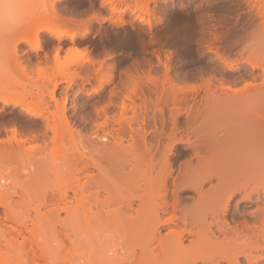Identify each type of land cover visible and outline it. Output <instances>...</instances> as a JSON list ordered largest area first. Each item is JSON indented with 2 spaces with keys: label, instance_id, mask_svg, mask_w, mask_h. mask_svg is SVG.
I'll use <instances>...</instances> for the list:
<instances>
[{
  "label": "bare ground",
  "instance_id": "bare-ground-1",
  "mask_svg": "<svg viewBox=\"0 0 264 264\" xmlns=\"http://www.w3.org/2000/svg\"><path fill=\"white\" fill-rule=\"evenodd\" d=\"M60 1L0 0V32L12 36L17 33L18 41L35 25L36 30L56 34L54 45L77 43L76 35L71 34L65 41L66 32L60 29L73 22L59 24L65 17L60 13ZM227 1L225 11L231 16L236 14V21L222 24L226 38L239 37L237 45L245 48L250 44L257 52L240 50L233 61L216 53L224 59V79L217 78V74L208 75L206 80L193 73L185 77L183 73L182 77V72L177 74L178 68L174 73L173 53L185 60L180 66L184 68L204 56L196 57L194 48L181 45L182 40L164 28H149L130 40L101 35L79 42L101 50L100 55L106 58L105 52L113 50H106L105 44L112 42L125 54L124 59L139 52L144 56L126 70L122 62L110 63L107 59H103V65L101 61L96 63L100 59H93L96 69H87L90 64L86 67L93 74L101 66L105 69L110 65L111 74L107 76L114 88L107 105L95 115L103 121L96 120L95 124L94 120L90 132L76 137L82 149L80 157L86 159L80 169L81 179L68 187L76 198L64 208L65 216L59 209L39 213L41 205L33 206L35 167L47 169L43 164L52 161L42 156L37 159L32 143L37 138L46 142L52 133L55 139L67 135L66 131L72 135L75 131L67 116L57 124L58 120L49 113L36 110L25 98L12 93L18 71L11 67L15 62L0 57V116L19 107L28 120L41 119L44 125L37 137L29 128L25 134L11 129V135L3 137L0 129V264H240L241 259L247 264L264 262V0ZM102 2L109 6L106 10L110 20L117 17L123 21L127 5L125 9L114 0ZM145 5L144 9L138 5L141 13L134 6L137 22L152 21L147 19L150 10ZM28 14L33 15L29 17L31 21L27 18L24 25L16 26L20 15L26 20ZM15 19L18 21L14 27H8ZM167 47L174 49L172 54H162ZM65 78L66 82L73 80ZM197 79L205 81L193 87L190 82ZM59 80L51 91L53 100L65 81ZM103 83L97 85L96 93ZM61 157L56 159L61 161ZM91 168L98 172L92 173ZM57 224L67 231L55 246L62 253L33 256L27 250L33 232L37 228L48 232L45 226Z\"/></svg>",
  "mask_w": 264,
  "mask_h": 264
},
{
  "label": "rangeland",
  "instance_id": "rangeland-1",
  "mask_svg": "<svg viewBox=\"0 0 264 264\" xmlns=\"http://www.w3.org/2000/svg\"><path fill=\"white\" fill-rule=\"evenodd\" d=\"M114 1H116V3H119L120 5H118L120 7L125 9L128 8V11L126 10V15L123 17V21H120V19H118L117 17H115L117 20L113 18L110 20V18L108 17L109 13L107 12L109 6L102 5V0H61L60 2H58L60 3V10L62 9V12H59L63 17L65 16L64 19H62L63 22L60 21L59 24L66 23L67 21L68 22L66 24H68L71 20L73 21L72 24L70 23L67 26L65 25L66 27H60L62 31L66 32L64 34V36L66 37V39L64 38L65 41H68V39L70 38V34L76 35L75 40L77 41V43L75 42L73 45H54L53 41H55L54 39L56 34L49 31L36 30V28H34L35 25H33L32 29L30 30L28 26H25L29 31H27V29H24L23 32L27 31L25 34L21 31L20 33L24 34V39L18 41L16 36L17 33L13 32L14 34L12 36L11 33L9 34V32V35L5 34L6 32H4V34L2 33L3 31L0 32V57L2 59L5 58L3 60L6 61L8 59L7 62H9V60H11V63L15 62L13 65L11 64V67L16 68V70L19 72L15 73V81H17V83L15 82L16 87L15 89L11 90V92L19 97L25 98L27 102L32 103L33 107L36 110H44L47 115L49 113V116L51 115L52 119L55 118L56 120H58V122H56L57 124L62 120L65 121V119H67L68 117L67 120L70 122V125L75 131L73 135L71 133L68 134L67 131H64L67 135H64V137L62 135H59L55 139L52 138V136L54 135L52 133L50 134V137L52 139L48 138L46 141L48 142L47 144L46 142H42L43 140L41 138L35 139L32 143V148L36 152V154L34 153V155L37 156V159H41L42 156V159H47V162L52 161V164H43L47 167V169L43 167L44 170H42V167L40 169H37L36 166L35 178L34 175H32L35 182V191L33 193V195H35V202L33 206L36 207L38 205H41V209L39 206V211L41 210L39 213H46L49 211L56 212V210L59 209L57 211H60V213L65 216L64 208L67 205H71L75 200L76 197L73 195L71 189H68V187L71 183L77 182L79 178L81 179L82 175L80 169L84 166L83 164H85V161H83L84 158L86 159V157H80V155H82L80 154L81 151L79 152V150L81 149V145L78 144V140L76 141V137L79 139V137L81 136L80 134H86L90 132V127H93L98 122L96 120L99 119H96L97 116L95 115H97L98 109L102 108L101 106L104 107L105 104L107 105L110 92L114 88L113 83L109 81V76H107L111 74V68H109L110 65H108V67L106 66L105 69H103V67L101 66L103 70L100 67V71L97 70L99 74H96L97 72L93 71V74L91 72L92 75L88 73L86 67L90 64V68L88 66L87 69H96V63L98 64L101 61L100 63L103 65V59L104 61L105 59H107V61H109L110 63L115 60L122 62V67L124 70H126L128 68H132V66L134 65L133 63H136L137 59H142L143 57L141 58V55L144 56V54L139 52L134 53V55L137 54L138 56L135 55V57L131 56L130 58L124 59L125 54L119 52L116 44L112 42L110 43L111 45L105 44V47L106 50L107 47L108 50H113L116 55L113 53V51H110L113 54H111L110 52L107 53L106 51L105 55L108 57L110 56L108 60V57H103L104 55L102 53V55H100L101 50L98 52V50H96L94 46H89L90 44H88V46H86L87 44H80L79 42L82 39H88V37L89 39L90 37L98 38L101 35H104L109 38H114V40L119 39V41L128 39L130 40L131 37L135 36L134 38H136L139 33L148 31L149 28H164L166 33L168 32L173 34L178 39V41L182 40L180 42L182 43L181 45H188L192 50L194 48L195 51H193L196 53V57L204 56L203 60H196L195 62L193 61L192 65L190 64L184 68L180 66L183 62L185 63V60L182 57H178L177 54H174L172 52L174 51L173 48L167 47L166 50L162 51V54H169L172 50L171 54L173 53L175 55L174 56L172 54L173 60H175V64L173 63L175 71L173 72H178L177 74L182 72L180 74L182 77L184 74H186L184 75L185 77L187 76V73H193L196 74L197 77H201V80H203L204 78L206 80L208 75L213 77L214 74L215 76L217 74V78H222L224 76V73L221 72V70L225 68V65L223 64L224 59H221L218 56L221 55L224 58L226 57L225 60L228 59L229 61H233L238 58L241 51H244L243 53H249L248 51L253 50L255 54L257 52V50L255 51V49L257 48L255 47V49H252L254 47H251L250 44H247L248 42L246 43L247 47L245 45V48L242 44L237 45L239 44L237 42V40H239V37H233V40H230L232 38H226V27H224V24L227 20H230L231 22L236 21V14L233 13L231 16V14L228 15V13H226L225 11L227 5L226 3H228L227 0ZM145 4H148L149 6L148 10H150V13L148 14L152 15L151 12H153L154 15L153 17L150 15L148 17V14H146L148 10L146 8L144 17L146 18L147 16V19L150 18L149 20H151L152 18V21H150L151 24H149L150 22L145 23L146 21L137 22V20L134 18L135 16H133V11H136L137 8H140L137 9L136 12L141 13V9H144L146 6ZM125 5H127L128 7ZM135 5H137L136 9L134 7ZM138 5H140L142 8L138 7ZM129 7L132 10V13ZM64 11L67 12L65 13ZM35 13L37 16L38 13ZM32 14H28L29 16L26 17V20L23 19L20 15L21 20L18 21L15 19L14 23L8 22V27H14L16 21H18L16 26L24 25L23 21H27V18H29L30 15L36 17L34 13ZM26 15H24V18ZM29 19L31 21L32 17ZM114 35L117 37H115ZM227 40H230V44L229 42H226ZM209 45L213 47V52L209 51ZM254 45L256 46V43H254ZM164 51L165 53H163ZM216 53L218 54V56ZM36 55L38 59L35 58ZM112 55L114 58H112ZM29 56L30 58L28 59ZM15 57L19 60V63L17 62V64L16 61L18 60H15ZM217 57L221 59H219L221 62ZM93 59L100 60L96 63L94 62L95 64H93V61H95ZM154 59L156 60V58ZM85 63L88 64L85 65ZM82 67H84V70ZM177 68L179 69V71L176 72ZM214 70L215 72L218 71V73H213ZM84 74L86 76V79H90L89 81L85 80ZM63 75H65V77L68 76L69 80L73 79L72 82L70 81V83L68 80L66 82V78ZM95 75L98 77H96ZM100 77L105 80L101 81ZM227 77L236 78L237 75L236 77L231 75H228ZM63 78L65 79V81L62 82L63 84L61 83L60 87L62 88H59L55 92L56 95L54 94L55 99L53 100V98H51V91L54 82L56 80L58 81L59 79L60 82L63 80ZM91 78L93 80H91ZM201 80L197 79L190 83H192L193 87H198L199 85L201 86L205 81ZM87 81L88 83H86ZM100 82H104V85L102 86L103 88H101L99 93H96L95 89L97 88V85L99 86ZM93 83H96V85L92 86L94 85ZM67 86L69 87L66 88ZM110 113H112L113 115V112ZM27 117H29L27 114H21V108L19 107H12L4 116H0V129L3 131V137H7L6 135H11V129H16L18 132L25 134L27 128L30 129L31 133L34 132V137H37L41 130L43 131V129H41L42 126H44L42 120L39 119L30 121ZM100 120L103 121V119ZM93 121L95 122V124L93 123ZM111 121L112 119L109 118L108 123H110ZM62 125L63 127L66 126L65 122ZM38 130L40 131L38 132ZM83 134L81 137H84ZM69 135L72 136L69 137ZM59 155L60 157L62 156L61 158H63L61 161L56 159V157H58ZM48 167L50 168L48 169ZM32 168H34V166ZM35 168L32 169L33 172L35 171ZM91 170L93 171H90L92 173L98 172L95 168H91ZM65 191L69 194V196L68 194H64ZM63 196L66 197L63 198ZM262 196L264 197V193ZM6 223L14 226L16 225L14 222L10 223L6 221ZM53 223L56 224L57 222ZM49 226H45L49 228L48 232H46V230L43 228H37L29 238L27 250L31 251L33 256H35L36 258H41V256H43L45 253L53 255H60L62 253L61 251H58V249H60L59 246L57 250L55 246L61 243V241L65 238V234L67 233V231L65 228H63L62 224L54 225L56 227L53 226L52 228ZM51 242L53 243L51 244ZM51 245L55 247V249H53ZM240 261V264H247L245 260L243 261V259H241ZM261 264H264V262H262Z\"/></svg>",
  "mask_w": 264,
  "mask_h": 264
}]
</instances>
